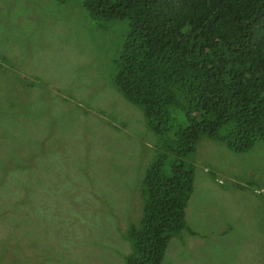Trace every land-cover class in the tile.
<instances>
[{
	"label": "rangeland",
	"instance_id": "1",
	"mask_svg": "<svg viewBox=\"0 0 264 264\" xmlns=\"http://www.w3.org/2000/svg\"><path fill=\"white\" fill-rule=\"evenodd\" d=\"M82 3L0 0V264H125L165 153L114 83L128 21ZM184 161L191 232L161 264H264V140L235 152L201 135Z\"/></svg>",
	"mask_w": 264,
	"mask_h": 264
},
{
	"label": "trees",
	"instance_id": "2",
	"mask_svg": "<svg viewBox=\"0 0 264 264\" xmlns=\"http://www.w3.org/2000/svg\"><path fill=\"white\" fill-rule=\"evenodd\" d=\"M82 4L95 20L128 21L114 83L143 111L165 153L144 172L141 215L123 234L131 249L124 260L161 264L171 238L191 232L185 210L194 172L184 158L200 136L235 152L264 140V0Z\"/></svg>",
	"mask_w": 264,
	"mask_h": 264
},
{
	"label": "crops",
	"instance_id": "3",
	"mask_svg": "<svg viewBox=\"0 0 264 264\" xmlns=\"http://www.w3.org/2000/svg\"><path fill=\"white\" fill-rule=\"evenodd\" d=\"M242 191V190H241Z\"/></svg>",
	"mask_w": 264,
	"mask_h": 264
}]
</instances>
